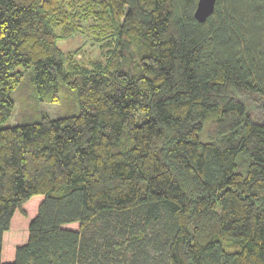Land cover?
<instances>
[{"label": "trees", "instance_id": "16d2710c", "mask_svg": "<svg viewBox=\"0 0 264 264\" xmlns=\"http://www.w3.org/2000/svg\"><path fill=\"white\" fill-rule=\"evenodd\" d=\"M196 3L0 0V264H264V0Z\"/></svg>", "mask_w": 264, "mask_h": 264}, {"label": "rangeland", "instance_id": "374dc122", "mask_svg": "<svg viewBox=\"0 0 264 264\" xmlns=\"http://www.w3.org/2000/svg\"><path fill=\"white\" fill-rule=\"evenodd\" d=\"M82 34H84V33L82 32L78 36H74V37H71L68 39H60V40H58V44L65 51L66 50H73L75 48H79L78 57L79 58L82 57L80 59L87 60L92 55L96 54L98 52V50L95 47H93V44H91L90 42H84L85 39L82 37V36H84ZM13 95L15 96V93ZM38 106H39L40 110H43V111L45 110V112L48 113L52 117H56L59 115L60 112H62L61 107L58 104L39 103ZM63 107H65V106L63 105L62 109H63ZM21 110H22V108L20 107V104H18V102H16L13 115H12L11 119H9L8 123L11 124V123L18 122L20 117H21V112H22ZM43 111H40V112H43ZM37 119H38V117H34L32 120H37ZM205 130L206 131H203V133H202L203 137L209 131V127H207Z\"/></svg>", "mask_w": 264, "mask_h": 264}, {"label": "water", "instance_id": "95a60500", "mask_svg": "<svg viewBox=\"0 0 264 264\" xmlns=\"http://www.w3.org/2000/svg\"><path fill=\"white\" fill-rule=\"evenodd\" d=\"M215 0H197L194 17L203 21L213 10Z\"/></svg>", "mask_w": 264, "mask_h": 264}]
</instances>
